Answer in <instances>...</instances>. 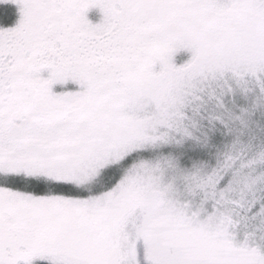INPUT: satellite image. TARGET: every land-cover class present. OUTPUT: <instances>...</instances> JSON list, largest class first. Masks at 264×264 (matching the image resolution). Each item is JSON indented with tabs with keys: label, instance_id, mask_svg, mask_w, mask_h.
Returning a JSON list of instances; mask_svg holds the SVG:
<instances>
[{
	"label": "snow or ice",
	"instance_id": "snow-or-ice-1",
	"mask_svg": "<svg viewBox=\"0 0 264 264\" xmlns=\"http://www.w3.org/2000/svg\"><path fill=\"white\" fill-rule=\"evenodd\" d=\"M0 264H264V0H0Z\"/></svg>",
	"mask_w": 264,
	"mask_h": 264
}]
</instances>
